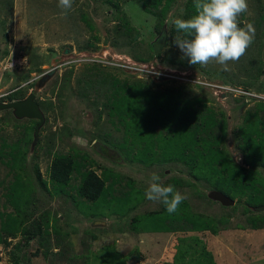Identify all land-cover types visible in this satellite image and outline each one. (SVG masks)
<instances>
[{"label":"rangeland","instance_id":"rangeland-1","mask_svg":"<svg viewBox=\"0 0 264 264\" xmlns=\"http://www.w3.org/2000/svg\"><path fill=\"white\" fill-rule=\"evenodd\" d=\"M185 1L174 0L165 13V21L170 15L174 18L184 19ZM118 2L122 11L130 17L133 26L140 32L141 45L146 46L148 43H153L161 31L158 32L155 28L158 17L155 13L145 10L137 0H74L73 8L67 16H61V9L57 7L58 0H0V102H8V94L14 91L18 85L26 84L29 81L25 82L23 78L21 79L23 75H26L31 80L33 77L37 78L34 80V84L29 86L26 84L23 88L26 91V96L37 90L38 99L52 100L56 107V112L51 110L52 108L48 109L49 122L48 124L45 122L40 129V132H43L44 140L52 138V145L50 143L52 149L46 152V147L39 146L36 157H33L36 152V144L32 147L36 125L31 131L34 121L31 118H17L12 109L0 111V211H4L5 214L0 216V230L2 220L8 215L6 213L18 212L16 203L11 200L10 196L19 197L23 193L14 192L13 195H10L11 192H9V186L17 179V187L21 190V187L24 186V198L32 202L29 205L21 204L23 210L29 209L32 213L27 225L32 224L34 220L31 218L33 217L41 218L46 222L45 219L48 216L49 225L43 224L50 233L45 234L49 240H40L38 237L29 241L28 244L22 245L19 254L23 256V264H84L81 254H90L86 248L90 247L92 252L95 251L96 254L101 255L105 253L103 249L107 248L106 245L118 248L122 254L129 255L131 253L133 257L130 256L127 264H173L179 262L175 255L176 247L179 245L176 243V239L181 236L189 239L192 236L201 238L206 244V249L211 252L215 264H264V228L252 229L236 226L238 222L243 225L246 223L242 205L237 209V215L231 219V225L228 228L221 227L217 234L209 231L171 233L152 229L135 233L130 228L131 216L142 215L147 210L160 208L159 201H150L145 196L151 175L158 174L161 178L160 182L163 184L171 177H188L189 169L176 161L160 165L159 158L163 157V154L159 153L153 156L144 154L142 159L145 163L142 164L137 160V154H135L138 153L137 147H134V150L130 149L132 152L127 159L125 156L127 152L121 147L119 149L124 156H121L116 148L108 150L102 142L91 141V134L94 132L92 121L96 113H99L98 109H101V104L96 105V99L98 98L100 102L102 97L97 96L95 99L88 97L89 95H83L85 102H81L79 95L85 85V75L89 71L85 65L65 64V61L70 60L74 55H87L90 52H93L94 55L106 52L108 56L127 54L132 61L139 64L147 63L159 69H167L182 77L165 78L162 82L161 77H146L142 79L145 81L143 87L141 83L132 81L140 84L141 88L147 92L146 103L142 105L144 110L153 109L155 117L163 114L162 106L166 107L164 105L166 102L163 100L164 92L186 89L191 94L193 92L195 94L202 93L206 99H213L210 103L217 110L226 111L227 113L220 111L219 116L225 114L226 118L230 120V132L235 127L234 118H239V120L244 116L249 118L248 111L253 108L249 113H254L251 114L252 119L249 122H244L242 129L247 134L258 135L259 132L257 133L256 128H251V126L252 121L259 116H264V109L260 107L264 102V0H247L248 11L244 13L243 17L241 14L239 19H242L245 24H253L255 39L238 62H229L227 71L215 62L206 66L190 64L189 59L174 44L179 34H172V24L166 22L162 29L164 26L166 27L168 39L161 50V58H151L150 61L141 62L125 51L126 47L123 46V43H120L119 47L113 46L114 27L120 22L114 14V4ZM81 13H83V18H81ZM95 36L99 38L96 45H94ZM88 41L92 42V46H88L87 49L79 48ZM5 50H8L7 55H5ZM32 51L35 54L29 55V52ZM25 52L28 57L23 55ZM36 58L39 60H35ZM55 58L60 59L58 63L54 61ZM32 60L35 62H31V64H43L42 69L44 70L24 74L28 72L27 69ZM10 61L11 65H9ZM25 61L28 62L27 67L20 69L19 67L26 65ZM56 66L59 67L54 76L45 83L43 88L39 89L38 83L41 78L39 79L38 76L47 73ZM18 68L19 70H17ZM69 69L74 70V74L70 76V81L67 83V87L71 90H63L61 86L67 82L65 78L70 74L68 73ZM134 75H131V80L137 79L138 76L134 77ZM185 78L193 79V81H184ZM91 82L94 84L95 80H91ZM218 85L231 90L222 91L217 87ZM60 91L62 94L59 98ZM69 92H73L77 96L70 95ZM150 105L159 106V108L154 109ZM135 117L125 121L126 125L122 128L124 132L132 127H136L141 132L146 125H150L147 115L148 119L142 115L133 120L132 118ZM107 118L108 116L104 112L99 124L108 131L111 130L112 125ZM136 122L138 123L136 124ZM68 127L73 132L72 135L65 137L62 131L69 132ZM54 132L58 133L55 138L52 136ZM114 134L122 135L117 131H114ZM230 136L231 138L228 140L230 150L235 158L241 161L242 154L236 148L232 132ZM157 138L155 141H159ZM28 141H30L29 144ZM112 141L114 142L116 139ZM73 148L79 152L86 151L90 154L88 159L91 160V163H88L87 168H92L97 170V173L103 174L102 167L110 166L114 171L123 174L124 178L120 181L121 183L118 181L114 187L117 188L116 191L108 197L111 199L113 196L114 201L108 204L106 201L98 204L89 203L88 209H86V200L80 198L77 191L83 173L82 168L74 173L71 182L67 185L51 181L50 166L54 156L67 154ZM26 150H28V154L24 160ZM18 156L19 163L14 167L13 160ZM82 160V156H80L79 162L83 163ZM152 162L157 163L149 166L148 164ZM36 163L39 164L42 179H45V187L37 179ZM163 170H165V174ZM126 177L135 178L137 184L128 187ZM200 183V189L199 186L192 187L188 184L178 186L177 190L187 196L191 209L214 216L232 212L231 209H223L226 206L219 202L199 196L198 193L204 190L202 187H208L206 183ZM208 190L205 191L208 192ZM120 197L122 202L118 203ZM135 204L137 205L134 206ZM110 205L115 207L112 210L115 212L114 215L106 214ZM19 217H24L22 212ZM163 220L165 221L164 226H166L167 214L163 215ZM55 226L60 229V233L55 232ZM56 235L66 239L62 243L61 249L65 251L62 255L55 253L58 238ZM21 236L12 239L9 247L0 246V264H13L11 251ZM195 246L200 247L197 243ZM48 248L53 249V253L48 258L43 256L44 254L36 252ZM136 250L143 254L140 261L135 259ZM195 259L201 261V264L206 263V259L203 257L200 259L199 255L192 252L178 264H198L199 262H195ZM101 262L100 257L99 263L101 264Z\"/></svg>","mask_w":264,"mask_h":264},{"label":"trees","instance_id":"trees-1","mask_svg":"<svg viewBox=\"0 0 264 264\" xmlns=\"http://www.w3.org/2000/svg\"><path fill=\"white\" fill-rule=\"evenodd\" d=\"M137 1L141 3L145 10L157 15L158 18L155 28L158 32L162 30L165 23V13L171 7L174 0ZM193 4L194 0L185 1V20L190 19L195 15ZM114 6V14L119 18L120 22L114 27L115 40L113 46L119 47L123 43V46L126 47L125 51L141 62L150 61L151 58H161L162 53L160 52V54L156 55L152 43H148L146 46L141 45L139 39L140 32L133 26L130 17L122 11L119 2L115 3ZM243 16L244 13L242 14V17ZM81 18H83V13H81ZM244 25L245 22L241 19L240 26L243 27ZM171 26L172 34H179V37L181 38H188L184 37L183 33L177 32L174 25ZM94 38L96 40L94 45H96V43L99 42V38L96 36ZM91 43L92 42L88 41L79 48L87 49L88 46H92ZM7 54L8 50H5V55ZM31 54H35L34 51L31 53L29 52V55ZM23 55L28 57L27 52ZM35 60H39V58H36ZM35 60L30 61V65L27 69L28 72L24 74L44 70L42 69L43 64H31V62H35ZM25 66L27 67V65H24L19 68L22 69ZM85 66L89 72L85 75V85L81 91V96L78 94L79 97H81L79 98L80 101L85 102L83 95H89L88 97H94L95 99L97 96L102 97L100 102L98 101V98L96 99V105H98V103L101 104V109H98L99 113H96V116L92 121L94 124V132L91 134V141L94 140L95 143L96 141L102 142L108 150L116 148L120 154L121 151L119 147H121L127 152V154H125L127 159L129 158L128 155L132 152L130 149L134 150V147H137L138 153L135 154H137V160L142 164L145 163L142 159L144 154L147 156H153L156 153L163 154V157L159 158L160 165L176 161L189 169L188 177H171L168 180H165L163 185L167 186L171 184L178 189V186L188 184L192 187L199 186L200 189L201 186L199 183L204 182L208 187H202L204 190L201 193H198L199 196H204V198L210 200L207 196V191L205 190L217 189L226 193L233 199H236V204L234 206L223 208L231 209L232 212L222 213L219 216L191 209L188 199L182 202L177 213L169 215L163 203L160 202L159 209H151L145 211L142 215L135 214L131 216L129 225L135 233L152 229L171 233L209 231L217 234L220 232L221 227L228 228L231 225V219L237 215V209H239L240 205L243 206L242 213L246 218V223L243 225L238 222L236 224L237 227H250L252 229L264 228V211L255 212L253 209V207L264 206V116H259V118L252 121L251 128H256L257 133L259 132L258 135L247 134L245 130L242 129V125H244L243 123L249 122L252 119L254 113H251L252 115L249 113L253 108L248 111L250 119L245 118V116L241 120H239V118H234L235 127L231 132L236 148L242 154V160L239 161L235 158L228 145V140L231 138V132L229 131L230 120L226 118L225 114L219 116L220 111H226L217 110L216 107L210 103L213 99H206L202 93L195 94L193 92L191 94L190 92H187L186 89H179L178 91L171 90L169 93L164 92L165 98H163V100L166 102V104H164L166 107L162 106L161 108L164 109L162 110L163 114L159 117H155L153 109L144 110L145 108L142 105L143 103H146L145 100H147L148 97L147 92L141 88L140 84L132 82H139L143 87L145 81L142 79L145 78L137 77V79L131 80V75L135 73L121 67L102 66V64L99 63H88L85 64ZM19 68L17 70H19ZM69 70L68 73L70 74L66 75L65 78L67 79V82L61 86V89L63 88V90H71V88L67 87V83L70 81V76L74 74V70ZM22 78L25 82L31 80L30 78L28 79V76L26 75H23L21 79ZM91 80H95L94 84ZM173 81L175 80L173 79ZM31 84L33 83H30L29 85ZM20 86L21 84L8 94V101L26 97V91L23 89L24 86ZM61 94L60 91L59 98L61 97ZM69 94L77 96L73 92H69ZM38 103L46 115V123L48 124L49 116L47 111L52 108L51 110L56 112L55 103L52 100L45 101L40 99H38ZM263 103L264 102L261 103L260 107L264 109ZM150 106L154 109L159 108V106ZM263 109L260 110L262 111ZM103 111L107 114V120L112 125L111 130L109 129L107 131L99 124L104 116ZM142 115L145 117L147 115L149 119L146 118L148 119V122H150V125H146L143 131L139 132V129L136 127H132L125 132L122 130L126 125V120L131 117H139ZM136 117L132 119L135 120ZM32 120L34 123L31 125V131L34 130L35 125L38 123L37 119ZM32 120L29 119V121ZM138 122H136V124ZM68 129L69 132L62 131V134L65 135V137L72 135L73 131L69 127ZM114 131L121 132L122 135H115ZM42 133V131L39 133L36 143V152L33 157H36L39 146L43 145V148L46 147V152L52 149L50 146V143L53 141L52 138L50 137L44 140ZM83 133L86 134L84 131ZM57 135L58 133L55 134V132L52 134L53 138ZM156 138L159 141H155ZM113 139H116V141L113 142ZM30 141H28V144ZM27 154L28 150L24 153V160L26 159ZM80 156H82L83 163L79 162ZM121 156L124 155L121 154ZM89 157L90 154L88 152H79L77 149L73 148V150L67 154L55 155L50 166L51 181L64 185L71 182L74 173L77 172L79 168L83 169L77 191L79 197L86 200V209H88L89 203L98 204L99 202L106 201L108 204L114 201L113 196H111V199L108 197L112 192L116 191L117 188L114 187H116L118 181L120 182L122 178H124L123 174L114 171L110 166L102 167L103 174L97 173V170L92 168H87L88 163H91V160L88 159ZM150 158L152 159V157ZM161 158L162 161H160ZM13 161L15 162L13 166H17L19 163V156ZM129 161L133 162L132 160ZM156 163L157 162H152L148 165L152 166ZM35 172L40 184L45 187V179H42L38 163L35 164ZM163 173L165 174V170H163ZM126 179L128 181V187L137 184L136 179L133 177H126ZM17 181L18 180L16 179L9 186V192H11L10 195H13L14 192L23 194L19 197H14V195L10 196L11 200L16 203L15 206L18 209V212L6 213L8 215L4 217V219L2 218L0 246L3 245L9 247L12 239L22 235L21 239L24 240L20 239L19 242L16 243L14 249L11 251V259L13 264H23V256L20 255L19 252L24 243L28 244L29 241L38 237L40 240H49V238L45 237V234L50 233L43 224L47 223L46 226L49 225V219L47 216L45 222L41 218L33 217L31 218L34 220L32 224L30 226L27 225V221L32 216V213L29 209L23 210L21 204L29 205L32 202L31 200L24 198V186H22L20 190L17 187ZM117 197H119V195H117ZM121 202L122 200L120 197L118 203ZM136 205L137 204L134 206ZM107 209L106 214H115V212L112 211L115 209L113 205H110ZM3 212L4 211H0V216L5 215ZM21 212L24 217L20 218L19 214H21ZM162 213L163 215L167 214L166 226H164L165 221L163 220V215H160ZM54 230L56 233L61 232L57 226L54 227ZM56 237L58 238L56 242L57 251H55V253L62 255L65 252L61 249L62 243L66 239H63L65 237L59 235H56ZM176 243L179 245L176 247L175 255L178 257L179 262H182V259L186 258L188 254L193 252L196 253V255H199L200 259L202 257L206 259L205 264H215L212 260L211 252L206 249V244L198 236H192L190 239L181 236L176 239ZM195 243L199 244L200 247L197 248ZM106 247L107 248L103 249L105 253H102L101 255L96 254L95 251L92 252L90 247L86 248L87 251H90L91 255L89 253H82L81 257L83 263L100 264L99 258L101 257V264L103 262L106 264H127V260L130 256L133 257L131 253L129 255L122 254L116 247H110L109 245H106ZM52 250L48 248L43 249L41 252L39 250L36 252L42 253L44 254L43 256L48 258L51 256V253H53ZM37 253L35 254L38 255ZM134 255L136 257L135 259H139L138 261L143 258L142 252L137 250ZM195 262H199L198 259H195ZM198 264H201V261Z\"/></svg>","mask_w":264,"mask_h":264},{"label":"clouds","instance_id":"clouds-1","mask_svg":"<svg viewBox=\"0 0 264 264\" xmlns=\"http://www.w3.org/2000/svg\"><path fill=\"white\" fill-rule=\"evenodd\" d=\"M73 3L74 0H58L57 7L61 9V16H67L68 12L73 8ZM193 7L195 9V15L190 19L174 18L170 15L165 21L168 24L174 25L177 32L183 33L184 37H188H177L174 41L175 46L189 59V63L192 65L200 64L206 66L209 63L215 62L227 71L229 62H238L246 54L247 49L255 39V28L253 24L246 23L243 27L240 26L239 18L241 14L248 11L247 0H194ZM84 56L92 57L94 54L90 52L87 55H74L73 58L76 60L70 62L73 59L71 58L65 61V64L85 65L88 63H96L90 60L77 61ZM59 66L55 68L58 69ZM102 66L108 65L102 64ZM160 69L163 70L162 68ZM163 71L170 73L172 76H161V78L170 79V77H181L177 76L173 71L167 69ZM44 74H41L38 78H42ZM150 76L152 75H138L141 78ZM35 79L37 78L33 77L26 84L33 83ZM185 79L184 81H193L190 78ZM26 84H21L20 87ZM217 87L222 91L231 90L229 88L226 89L225 86L218 85ZM160 180L161 178L158 174L153 173L151 175L145 196L150 201L163 203L169 215L175 214L179 211L180 205L187 199V196L178 191L174 185L169 184L165 186Z\"/></svg>","mask_w":264,"mask_h":264},{"label":"water","instance_id":"water-1","mask_svg":"<svg viewBox=\"0 0 264 264\" xmlns=\"http://www.w3.org/2000/svg\"><path fill=\"white\" fill-rule=\"evenodd\" d=\"M167 39H168V33L166 30V27L164 26V28L160 31V33L158 34V36L154 39L152 45H153V49L156 55L160 54L162 48L166 45L167 43ZM68 52V51H66ZM59 58H55L54 61L55 62H59ZM57 69L53 68L51 70H49L47 73H45L43 75V77L41 78L40 82L38 83L39 88L41 89L45 83L54 76V74L56 73ZM164 78H161V80H163ZM5 109H12L14 115L17 118H31V119H37L38 123L35 127V139H34V143L33 146L37 143V139H38V134L40 132V129L42 128V126L44 125V123L46 122V115L44 113V111L42 110L40 104L37 102L36 100V94L33 92L31 94H29L26 98L24 99H19V100H13V101H2L0 102V111L1 110H5ZM207 196L210 200L215 201V202H219L221 203L223 206L226 207H231L234 206L236 204V199H233L232 197H230L229 195H227L226 193L217 190V189H210L207 192ZM254 210L256 211H261L264 209V206H258V207H253Z\"/></svg>","mask_w":264,"mask_h":264},{"label":"built area","instance_id":"built-area-1","mask_svg":"<svg viewBox=\"0 0 264 264\" xmlns=\"http://www.w3.org/2000/svg\"><path fill=\"white\" fill-rule=\"evenodd\" d=\"M75 60L76 59L73 58L70 62H74ZM79 60L81 61L90 60V61H95L96 63H100L103 65L125 68L126 70L132 73H135L137 75H142V76L143 75L145 76L152 75V76H157V77L172 76L170 73L164 72L163 70L156 68L152 65H149L147 63L139 64L136 61H132L131 58L127 55L114 54V55L108 56V54L105 52L103 54L94 55L92 57L84 56L78 59L77 61ZM25 63H27V61H25ZM11 64L12 62L10 61L9 65Z\"/></svg>","mask_w":264,"mask_h":264},{"label":"flooded vegetation","instance_id":"flooded-vegetation-1","mask_svg":"<svg viewBox=\"0 0 264 264\" xmlns=\"http://www.w3.org/2000/svg\"><path fill=\"white\" fill-rule=\"evenodd\" d=\"M35 84H36V83H35ZM35 86H36V85H35ZM24 87H25V86H24ZM36 91H37V90H35V91H33V92L36 94ZM27 96H28V95H27ZM27 96H26V97H27ZM26 97H24V98H26ZM24 98H22V99H24ZM18 100H19V99H18ZM36 100H37V94H36Z\"/></svg>","mask_w":264,"mask_h":264}]
</instances>
